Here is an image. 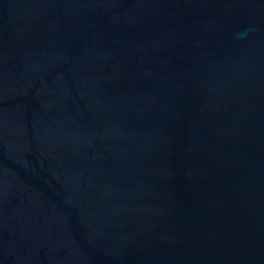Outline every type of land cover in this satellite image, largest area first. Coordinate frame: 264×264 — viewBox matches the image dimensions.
<instances>
[{
  "label": "water",
  "instance_id": "95a60500",
  "mask_svg": "<svg viewBox=\"0 0 264 264\" xmlns=\"http://www.w3.org/2000/svg\"><path fill=\"white\" fill-rule=\"evenodd\" d=\"M0 264H264V0H0Z\"/></svg>",
  "mask_w": 264,
  "mask_h": 264
}]
</instances>
